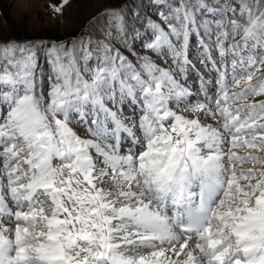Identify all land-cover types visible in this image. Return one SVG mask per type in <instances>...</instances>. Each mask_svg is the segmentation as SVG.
I'll return each mask as SVG.
<instances>
[{
    "label": "snow or ice",
    "instance_id": "1",
    "mask_svg": "<svg viewBox=\"0 0 264 264\" xmlns=\"http://www.w3.org/2000/svg\"><path fill=\"white\" fill-rule=\"evenodd\" d=\"M84 2L0 32V264H264V0Z\"/></svg>",
    "mask_w": 264,
    "mask_h": 264
},
{
    "label": "rangeland",
    "instance_id": "2",
    "mask_svg": "<svg viewBox=\"0 0 264 264\" xmlns=\"http://www.w3.org/2000/svg\"><path fill=\"white\" fill-rule=\"evenodd\" d=\"M59 0H0V32L18 38L48 36L64 37L75 32L97 9L84 0H72L63 16H57L47 7ZM196 55L193 49V56ZM193 63H196L193 60ZM199 67V65H197ZM192 83H198L197 74H192Z\"/></svg>",
    "mask_w": 264,
    "mask_h": 264
}]
</instances>
